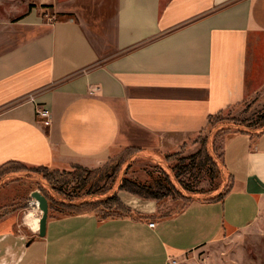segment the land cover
<instances>
[{"label": "crops", "instance_id": "obj_1", "mask_svg": "<svg viewBox=\"0 0 264 264\" xmlns=\"http://www.w3.org/2000/svg\"><path fill=\"white\" fill-rule=\"evenodd\" d=\"M47 13L0 26V167L92 169L126 148H187L252 91L264 49V0H61ZM38 103L48 126L36 123ZM232 129L221 198L165 216L154 203L108 218L49 208L43 236L20 218L30 199L2 202L0 264H168L250 226L264 207V127Z\"/></svg>", "mask_w": 264, "mask_h": 264}, {"label": "rangeland", "instance_id": "obj_2", "mask_svg": "<svg viewBox=\"0 0 264 264\" xmlns=\"http://www.w3.org/2000/svg\"><path fill=\"white\" fill-rule=\"evenodd\" d=\"M57 1L61 0H0V26L13 22L32 8L38 13L48 12L46 17L51 18L49 12ZM259 51L262 56L247 73L252 91L240 103L214 115L212 126L210 123L207 129L191 139L189 147L159 155L122 150L89 171L75 168L59 170L60 173L73 171L78 177L58 176L48 184L40 179V171L31 173V176L20 172L17 173L19 176L15 175L0 185V192L3 191L0 203L12 201L22 205L30 199V205H23L20 218L29 210L31 217H38L40 211L31 193L39 190L40 186L50 188L53 185L60 189L56 198L79 203L87 197L113 194L124 204L123 213L141 216L144 210H148L147 204L154 203L156 214L160 216L176 210L191 198L201 200L223 192L228 186V177L222 166L221 147L233 130L226 126L233 123L232 119L241 121L250 129L264 125V49L261 47ZM259 51L256 49V53ZM221 124L224 127L219 128ZM207 154L210 159H207ZM122 183L130 190L120 189ZM158 183L168 189L163 192L167 194H162L157 200L144 198L143 195L148 193H161L156 186ZM132 189L141 194L132 192ZM59 208L53 203L50 211L55 213ZM176 264H264V207L250 226L177 257Z\"/></svg>", "mask_w": 264, "mask_h": 264}, {"label": "trees", "instance_id": "obj_3", "mask_svg": "<svg viewBox=\"0 0 264 264\" xmlns=\"http://www.w3.org/2000/svg\"><path fill=\"white\" fill-rule=\"evenodd\" d=\"M211 119H212V117H210V123L212 126ZM230 121H232L233 123L228 124L226 127L229 129L234 128V129H237L239 131H246V132L256 131V132H258L264 127V125H263L258 129H250V128H248L247 125L242 124L241 121H238L237 119H232ZM222 124H224V123H222ZM222 124L219 126V128L224 127V126H222ZM124 150H126V151H129V150L138 151L135 148H126ZM205 158H206V155H205ZM207 159H210L209 155H208ZM75 169L76 170L79 169V170H83V171H89L90 170L88 168H84L81 166H75ZM22 171L25 172L24 175H29V176H31V173L34 174V173L39 172V171L42 172V176L40 179L47 184L52 179H54V178L57 179L58 176H59V178L60 177H71V178H77L78 177L76 175V173H74L73 171L60 173L59 170H50V169H48V167L27 168L23 164L15 162V163H7V164L2 165L0 167V179L3 178L4 176L6 177L9 175H13L15 173H20ZM62 179H65V178H62ZM156 186H157L158 191H160L161 193L160 194L148 193L146 195H143L144 198L157 200L162 194L163 195L167 194V193H163L164 191L168 190L166 187L160 185L159 183ZM123 188L130 190L126 184L123 185V183H122L120 185V189H123ZM39 190L46 196V198L48 200V207L52 208L53 203H55V204H57V206L58 205L60 206V208L58 209V212H60V213L93 212L102 218L115 217V216H133V214L122 212L124 210L123 208H125V207H123L124 204L121 201H119V199L113 194L112 195L103 194L100 197L95 196V197H91L89 199L87 197V198H84L79 203H76L75 201L60 199V197L56 198L55 196L59 195V191H60L59 187H55L52 185L49 188V187H44V185H43V186H40ZM226 190H227V188L223 192L216 193L215 195L210 196V197H204L201 200H213V199L221 198V196L224 194V192ZM131 191L134 193H137L138 195L141 194L139 191H137L135 189H132ZM89 195H90V193L87 194V196H89ZM193 199H195V198L189 199L185 204L189 203ZM196 199H198V198H196ZM170 212L171 211L164 212L163 214H161V216L168 215Z\"/></svg>", "mask_w": 264, "mask_h": 264}, {"label": "water", "instance_id": "obj_4", "mask_svg": "<svg viewBox=\"0 0 264 264\" xmlns=\"http://www.w3.org/2000/svg\"><path fill=\"white\" fill-rule=\"evenodd\" d=\"M31 196L35 199L37 207L40 211L38 220V235L43 236L46 231V222L48 217V200L46 196L39 190H34Z\"/></svg>", "mask_w": 264, "mask_h": 264}, {"label": "built area", "instance_id": "obj_5", "mask_svg": "<svg viewBox=\"0 0 264 264\" xmlns=\"http://www.w3.org/2000/svg\"><path fill=\"white\" fill-rule=\"evenodd\" d=\"M27 99H33V95H28ZM36 123L42 127L48 126L51 123V111L44 103H38L35 108ZM154 222H150V226H154ZM177 257H169L168 264H176Z\"/></svg>", "mask_w": 264, "mask_h": 264}, {"label": "bare ground", "instance_id": "obj_6", "mask_svg": "<svg viewBox=\"0 0 264 264\" xmlns=\"http://www.w3.org/2000/svg\"><path fill=\"white\" fill-rule=\"evenodd\" d=\"M129 200H130V198H129ZM135 200H136V199H135ZM135 200H133V202H134ZM133 202H132V203H133ZM134 203H135V202H134ZM130 204H131V203H130ZM135 204H136V203H135ZM137 204H138V202H137ZM25 219H26V221H27V224L31 225L33 231H37V230H38V217H37V216H35L34 218L31 217V211H30V210L26 213V215H25Z\"/></svg>", "mask_w": 264, "mask_h": 264}]
</instances>
